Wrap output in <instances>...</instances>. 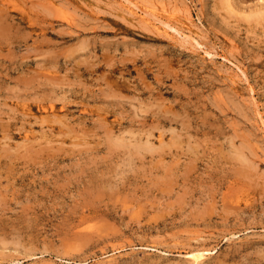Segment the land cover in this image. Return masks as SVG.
<instances>
[{
  "label": "rangeland",
  "instance_id": "obj_1",
  "mask_svg": "<svg viewBox=\"0 0 264 264\" xmlns=\"http://www.w3.org/2000/svg\"><path fill=\"white\" fill-rule=\"evenodd\" d=\"M123 1L0 0V264H264V0Z\"/></svg>",
  "mask_w": 264,
  "mask_h": 264
},
{
  "label": "bare ground",
  "instance_id": "obj_2",
  "mask_svg": "<svg viewBox=\"0 0 264 264\" xmlns=\"http://www.w3.org/2000/svg\"><path fill=\"white\" fill-rule=\"evenodd\" d=\"M125 1V0H124ZM122 2L124 3V8L125 10H123V12L130 17L132 20H136V19H140L142 21H144L145 23H147L148 25H150L151 27H153V29H155L158 32H164V33H168L170 35L173 36H183L184 34H188L190 36V38L195 41L196 45H198L201 48H204V44L202 42H200L198 35H199V31L196 28V24H194L193 19L188 16L186 18V23H185V29L188 31V33H186L184 31V29H182L177 23H171L170 21H167L161 17H158L157 15L153 14V12H150L148 9L146 8H140L138 5L136 6V3L134 6H131V0H126V2ZM133 3V2H132ZM229 3V1H228ZM240 6V4H238ZM231 7V6H230ZM231 10V9H230ZM1 11V10H0ZM232 11V10H231ZM237 12V11H236ZM186 36V35H185ZM205 53H207L208 56L210 57H214L216 54L212 51H209L207 49H204ZM239 71L246 76V73L244 72V70L239 68ZM111 92V91H110ZM55 109H52V111H54ZM64 113V112H62ZM49 114V113H48ZM54 114V113H53ZM55 115V114H54ZM60 118L62 117V114L60 113ZM64 116V114H63ZM50 117V115H49ZM59 117V116H58ZM58 120H61V119ZM64 120V119H63ZM64 122V121H63ZM52 125V124H51ZM120 130V129H119ZM115 133V132H114ZM148 133V132H147ZM122 135V134H121ZM120 135V136H121ZM150 136V135H149ZM160 137V136H159ZM158 137V138H159ZM162 138V137H161ZM151 140V139H150ZM160 140V139H159ZM116 141V140H115ZM151 143V142H150ZM122 144V143H121ZM124 145V144H123ZM137 145V144H136ZM117 146V145H116ZM142 148V147H140ZM138 147V149H140ZM148 148V147H147ZM210 250L207 248H202V247H197L193 250H190L187 252L188 257L190 258L191 264H210L209 262H207L206 260V256L207 254H209Z\"/></svg>",
  "mask_w": 264,
  "mask_h": 264
}]
</instances>
